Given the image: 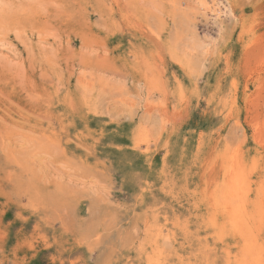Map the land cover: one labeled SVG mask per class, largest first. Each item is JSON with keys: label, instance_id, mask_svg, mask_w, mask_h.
Returning <instances> with one entry per match:
<instances>
[{"label": "rangeland", "instance_id": "1", "mask_svg": "<svg viewBox=\"0 0 264 264\" xmlns=\"http://www.w3.org/2000/svg\"><path fill=\"white\" fill-rule=\"evenodd\" d=\"M0 264H264V0H0Z\"/></svg>", "mask_w": 264, "mask_h": 264}, {"label": "bare ground", "instance_id": "2", "mask_svg": "<svg viewBox=\"0 0 264 264\" xmlns=\"http://www.w3.org/2000/svg\"><path fill=\"white\" fill-rule=\"evenodd\" d=\"M212 12V11H211ZM210 12V13H211ZM210 15V14H209ZM171 33V32H170ZM197 39V38H196ZM194 43V42H193ZM202 43V42H201ZM167 108V107H166ZM228 181V180H227ZM238 187H239V185H240V182L239 181H237V184H236ZM222 199V198H221ZM215 217V216H214ZM237 226H239L241 229V231L243 232L244 231V229L242 228L243 227V225L245 224V221H244V217L242 216V217H239V218H237V222L235 223Z\"/></svg>", "mask_w": 264, "mask_h": 264}]
</instances>
